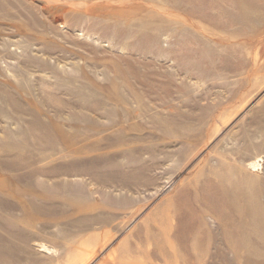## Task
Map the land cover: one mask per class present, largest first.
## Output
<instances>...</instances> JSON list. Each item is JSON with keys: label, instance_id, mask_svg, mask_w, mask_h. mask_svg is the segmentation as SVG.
Wrapping results in <instances>:
<instances>
[{"label": "rangeland", "instance_id": "374dc122", "mask_svg": "<svg viewBox=\"0 0 264 264\" xmlns=\"http://www.w3.org/2000/svg\"><path fill=\"white\" fill-rule=\"evenodd\" d=\"M0 264H264V0H0Z\"/></svg>", "mask_w": 264, "mask_h": 264}]
</instances>
